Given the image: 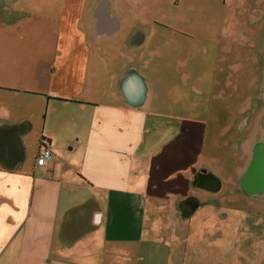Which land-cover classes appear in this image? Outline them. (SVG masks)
Returning <instances> with one entry per match:
<instances>
[{
	"label": "crops",
	"instance_id": "0c3cea01",
	"mask_svg": "<svg viewBox=\"0 0 264 264\" xmlns=\"http://www.w3.org/2000/svg\"><path fill=\"white\" fill-rule=\"evenodd\" d=\"M18 1L0 0V264L220 259L205 248L224 231L152 227L191 224L197 191L222 183L197 185L215 176L200 165L206 125L144 111L157 79L121 54L147 44L146 28L117 0H40L15 17ZM43 147L53 157L38 166Z\"/></svg>",
	"mask_w": 264,
	"mask_h": 264
},
{
	"label": "rangeland",
	"instance_id": "374dc122",
	"mask_svg": "<svg viewBox=\"0 0 264 264\" xmlns=\"http://www.w3.org/2000/svg\"><path fill=\"white\" fill-rule=\"evenodd\" d=\"M39 2L19 0L15 17ZM54 2L49 0L51 6ZM117 2L120 12L129 15L127 21L145 27L149 38L146 45L121 54L133 53L134 64L145 63L144 72L157 79L156 100L144 111L156 109L162 122L181 118L206 125L200 165L222 183L215 193L191 190L200 203L191 224L181 219L152 227L224 231L225 237L212 238L205 248H214L220 258L213 264H248L251 259L264 264V192L249 194L240 185L254 146L264 143V0ZM9 9L2 6L0 13ZM105 50L110 60L111 50ZM242 61L255 64L251 72ZM206 262L200 258L198 264Z\"/></svg>",
	"mask_w": 264,
	"mask_h": 264
},
{
	"label": "water",
	"instance_id": "95a60500",
	"mask_svg": "<svg viewBox=\"0 0 264 264\" xmlns=\"http://www.w3.org/2000/svg\"><path fill=\"white\" fill-rule=\"evenodd\" d=\"M144 87L138 84L135 88V96L143 98ZM197 185L208 191L215 192L219 188V180L213 176L200 172L197 177ZM241 189L249 194L264 192V143H258L254 146L251 161L241 178Z\"/></svg>",
	"mask_w": 264,
	"mask_h": 264
},
{
	"label": "built area",
	"instance_id": "2783aa9c",
	"mask_svg": "<svg viewBox=\"0 0 264 264\" xmlns=\"http://www.w3.org/2000/svg\"><path fill=\"white\" fill-rule=\"evenodd\" d=\"M52 157H53V155H52L51 151L48 148L43 147L40 150V152L38 153L35 164L38 166H42V165H44V163L46 161L51 160Z\"/></svg>",
	"mask_w": 264,
	"mask_h": 264
},
{
	"label": "flooded vegetation",
	"instance_id": "af4514ba",
	"mask_svg": "<svg viewBox=\"0 0 264 264\" xmlns=\"http://www.w3.org/2000/svg\"><path fill=\"white\" fill-rule=\"evenodd\" d=\"M241 63H242V68H244V67H245V69L248 68V71H249V72H251L250 70L253 68V65H255L254 63L249 62V61L246 62V65L244 64L243 61H242ZM250 63H251V64H250Z\"/></svg>",
	"mask_w": 264,
	"mask_h": 264
}]
</instances>
